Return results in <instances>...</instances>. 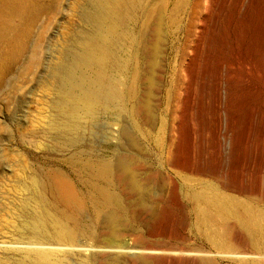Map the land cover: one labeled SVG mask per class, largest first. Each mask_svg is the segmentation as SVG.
I'll use <instances>...</instances> for the list:
<instances>
[{"label": "rangeland", "instance_id": "374dc122", "mask_svg": "<svg viewBox=\"0 0 264 264\" xmlns=\"http://www.w3.org/2000/svg\"><path fill=\"white\" fill-rule=\"evenodd\" d=\"M161 1H164L161 12L164 21L157 67L158 90L155 91V102L159 106L157 121L162 118L168 124L165 140L170 138V125L174 121L176 143H181V140L183 144L188 90L194 85L196 93H201L198 96L204 94L203 106L207 110L202 106L206 127L202 143L207 153L204 150L199 160L206 171L202 176L190 175L183 167L172 164L178 150L168 154L165 152L166 141L160 139L161 131L155 129L149 134V131L141 129L144 128L141 120L135 121L129 112L132 100L125 103L126 110L117 123L111 111L102 110L92 120L81 122L84 125L81 131L64 127L53 68L58 66L61 54L76 47L79 37L89 29L82 18V12L89 7L88 0H0V262L19 263L23 260L21 250L32 243L34 237L31 225L43 212L68 210L57 195L43 186L52 174L66 177L82 201V209L73 211V216L79 220L78 245L74 252L68 254L67 262L86 264L89 253L98 252L92 246L94 239L89 230L100 226L98 219L106 208L96 186L117 191L120 188L93 176L86 163L113 157L119 125L125 123L138 131L146 152L138 157L142 161H138V167L140 175L151 187L153 201L150 204L154 208L151 214L135 219L132 230L122 233L119 240L123 244L136 242L140 234L154 226L181 232L185 239L176 247L207 251L216 259V264H264L257 256H249L246 258L249 261H244L229 254L226 247L217 248L207 241L199 230L187 196L191 189L216 183L218 179L252 192L263 189L264 196V155H261L264 147V69L255 63L254 55L235 50L233 0H144L130 22L135 35L149 20L148 10ZM195 2L200 6L196 7ZM192 9L204 24L196 21L193 29L197 32L190 41L189 14ZM214 18L222 24V34L225 37L227 33L229 43L228 48H222L219 60L222 82L228 93L218 109L209 100L211 79L203 72L205 54L190 51L199 43L207 45L210 33L200 29L208 24L211 29ZM233 61H236V67L230 72L227 64ZM218 119L226 127V135L232 139L231 146L228 145L229 139L225 141L223 138L224 131L218 129ZM244 130L248 134V142L241 157L237 135ZM215 131H220V135ZM223 141L226 147L220 149L217 142ZM183 148L179 152V160L185 163L187 154ZM148 175L152 178L149 179ZM242 196L252 198L247 193ZM255 205L264 210V198L257 199ZM225 232L231 244L236 237L245 236L235 219H226ZM260 234L264 236V230ZM244 250L255 255L259 253L252 248ZM156 259L151 264L160 263ZM178 263L198 264L192 260Z\"/></svg>", "mask_w": 264, "mask_h": 264}, {"label": "bare ground", "instance_id": "6f19581e", "mask_svg": "<svg viewBox=\"0 0 264 264\" xmlns=\"http://www.w3.org/2000/svg\"><path fill=\"white\" fill-rule=\"evenodd\" d=\"M88 1L89 7L82 12V18L89 29L79 37L76 47L61 54L58 66L53 68L55 69L53 77L60 95L58 107L63 114L64 127L81 131L84 126L81 122L92 120L102 110L111 111L117 123L120 121L121 113L126 110L125 103L132 100L133 104L129 112L132 119L141 120V125L144 126L141 129L149 131V134L155 129L161 131L160 139L166 141L165 152L168 154L178 150L172 164L183 167L190 175H205V166L203 167L204 164L199 161L204 150L207 149H203L202 143L206 128H204L205 115L202 110L204 94L198 96L201 93H196L197 89L194 85L188 90L183 144L181 140V143H176L174 121L170 125V138L167 140L164 134L165 129L169 130L168 124L162 118L157 121L159 106L155 102V91L159 76L157 75L158 57L163 43L164 18L161 12L164 1L148 10L149 20L137 35L130 22L135 10L144 0ZM195 5L200 6V3L195 2ZM233 5L237 41L235 50L254 55L253 58L257 61L255 63L264 69V0H233ZM189 17V39L192 41L193 35L197 32L193 26L197 20L204 24V20L200 16L197 19L194 9L190 11ZM197 23L200 24L198 21ZM208 25L200 29L208 30L210 33L207 45L201 46L199 43L190 51L195 54H205L206 65L203 72L211 79L208 94L212 104H209L218 109L223 105L228 93L226 85L224 87L222 82L219 60L222 48L229 46V43L227 33L224 37V28L217 18H214L211 29ZM185 51L187 52V49ZM185 56L187 59V55ZM227 65L230 72H233L236 61ZM203 86L206 87L204 84ZM218 120L219 127L218 124L215 125L220 131H224L223 138L225 141L228 138V145L231 146L232 139L226 135V127H223L221 119ZM137 127L140 130V127ZM137 133L136 129L121 123L113 157L97 158L86 163L93 176L107 180L120 188L117 191L106 186H96L106 210L98 219L100 226L90 227L92 229L89 230V234L94 239L92 246H95L98 252H90L86 264H151L156 258L160 260L158 264H177L179 261L191 260L198 264H216V259L207 251H188L176 247V244L183 243L185 238L181 232L172 229L163 230L152 226L140 234L136 242L123 244L119 240L122 233L132 230L131 225L135 219L153 212V206L150 204L153 201L150 194L151 187L139 173L138 157L146 152ZM71 141L73 142L74 139ZM237 141L243 157L248 142V134L245 130L237 135ZM182 147L187 154L185 163L179 160ZM217 147L220 149L226 147L225 142H217ZM261 151L263 153L261 155H264V147ZM147 177L151 179L153 174L152 177L151 175ZM215 182L217 184L210 182L200 188H193L187 195L203 237L217 248L226 247L232 256L244 261H249L246 259L249 256H257L264 263V236L260 234V231L264 230V210L255 205L257 199L264 198L263 189L252 192L233 187L222 179ZM43 186L49 188L53 195H57L68 206V210L59 213L43 212L31 225L34 237L32 243L25 245L21 250L24 254L23 260L19 263L0 262V264H69L67 256L74 252L78 245L79 220L73 216V211L82 209V201L70 181L64 176L52 174ZM246 193L252 198L242 196ZM226 219H235L245 233V236L236 237L232 244L225 236ZM152 242L157 245H153ZM234 243L236 246H233ZM247 248L259 253L256 255L248 253L244 250Z\"/></svg>", "mask_w": 264, "mask_h": 264}]
</instances>
